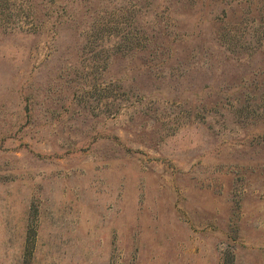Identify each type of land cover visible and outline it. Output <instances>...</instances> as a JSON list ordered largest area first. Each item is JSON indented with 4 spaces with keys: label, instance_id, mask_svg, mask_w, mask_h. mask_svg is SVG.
Returning a JSON list of instances; mask_svg holds the SVG:
<instances>
[{
    "label": "rangeland",
    "instance_id": "1",
    "mask_svg": "<svg viewBox=\"0 0 264 264\" xmlns=\"http://www.w3.org/2000/svg\"><path fill=\"white\" fill-rule=\"evenodd\" d=\"M0 264H264V0H0Z\"/></svg>",
    "mask_w": 264,
    "mask_h": 264
}]
</instances>
